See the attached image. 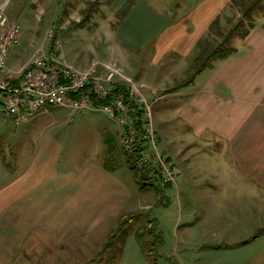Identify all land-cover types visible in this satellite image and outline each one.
Listing matches in <instances>:
<instances>
[{
  "label": "rangeland",
  "instance_id": "374dc122",
  "mask_svg": "<svg viewBox=\"0 0 264 264\" xmlns=\"http://www.w3.org/2000/svg\"><path fill=\"white\" fill-rule=\"evenodd\" d=\"M10 1L6 12L19 20L22 29L21 43L11 49L7 59L11 69L20 68L36 50L49 45V34L56 27V19L60 18L59 42L65 64L78 70L95 67L100 74L105 72L107 65L114 66L121 73L116 80L134 88L137 96L150 104L157 135L161 132L164 135V130L174 137L181 135L180 128L166 126L164 122L165 115L176 107V102L171 97L163 99L157 94L155 97L151 89H158L156 92L160 94L162 89L185 78L180 71L188 68V64L181 61L180 70L167 73L169 61L166 59L160 65L151 61L144 63L152 57L156 35L164 28L162 17L173 10L170 5L175 0H27L20 5L17 2L22 0ZM242 9L229 5L224 11L221 17L224 33L242 17ZM85 15H89V22L79 24ZM209 40L211 45H217L221 36L213 31ZM121 55L137 59L135 64L140 76L145 74L142 79L129 74L134 71L120 64ZM196 84H199L198 78ZM122 131L117 118L93 104L76 111L68 106L52 105L47 110L29 113L18 122L0 114V165L4 168L19 165L22 158L15 156L20 151L26 157L53 140L60 147L59 168L69 167L76 161L79 164L89 160L103 162L106 132L114 134L122 145ZM162 142L159 143L161 151L165 146ZM196 144L204 147L202 142ZM195 150L197 154L192 158L188 175L179 168L181 174L177 175L175 183L162 184L161 189L140 190L132 171L123 165L125 176L136 186L135 199L140 198L146 207L141 214L127 215L122 222L114 223V232H109V237L107 233L101 234L100 228L96 229L87 244L79 243L77 263L152 264V258L134 235V232L145 231V240L148 246H154L153 257L158 264H264V193L218 184L216 197H213V188L190 187L183 179L190 177L192 184L211 181V185L222 179L213 178L209 170L225 174L223 164L213 158L211 148L204 152L199 148ZM232 181H235L233 176ZM237 181L243 182L240 178ZM198 194L205 197L198 198ZM150 227H153L151 233L148 232ZM254 233H261L258 241L235 247V241L247 239Z\"/></svg>",
  "mask_w": 264,
  "mask_h": 264
},
{
  "label": "crops",
  "instance_id": "0c3cea01",
  "mask_svg": "<svg viewBox=\"0 0 264 264\" xmlns=\"http://www.w3.org/2000/svg\"><path fill=\"white\" fill-rule=\"evenodd\" d=\"M230 3L231 0H175L170 5L173 10L162 17L165 24L156 35L152 57L144 60L157 65L168 60L167 73L180 70L181 61L188 64L180 71L185 78L162 89L160 94L158 89H151L155 97H171L176 102L164 122L181 131V135L174 137L164 130L158 139L160 144L163 141L162 151L170 158L177 175L181 169L187 174L192 167L195 149H212L213 158L223 164L225 174L219 175L214 169L209 174L213 178L219 176L223 183L192 184L190 177L183 181L192 188H213V197L218 184L264 193V9L248 35L236 40L234 54L204 69L191 83L167 90L189 77L191 55L198 41ZM121 56L120 64L134 71L129 74L142 79L145 74L140 76L137 59ZM197 141L204 147H198ZM15 157L22 158L21 164L6 168L0 165V264H78L80 242L87 244L99 228L101 234L110 236L114 223L146 207L140 198L135 199L136 186L125 176L123 165L110 170L103 159L85 164L76 161L59 168L60 147L55 140L26 157L22 151ZM238 178L243 182H238ZM204 197L198 194V198ZM255 235L235 241V247L255 243L260 238L254 239ZM245 240L249 242L241 244Z\"/></svg>",
  "mask_w": 264,
  "mask_h": 264
},
{
  "label": "built area",
  "instance_id": "2783aa9c",
  "mask_svg": "<svg viewBox=\"0 0 264 264\" xmlns=\"http://www.w3.org/2000/svg\"><path fill=\"white\" fill-rule=\"evenodd\" d=\"M9 3L10 0H3L0 4V114L18 122L29 113L47 110L52 105L68 106L76 111L93 104L90 94L104 97L111 92L118 82L117 77L121 76L117 68L107 65L104 73L96 74L95 67L78 70L68 66L62 61L59 39L54 49H50L54 30L49 34L50 41L46 48L36 50L32 58L20 68L11 69L7 59L11 49L21 43L22 29L19 20L6 12ZM130 93L146 108L143 116L146 138L144 159L156 167L165 182L174 183L177 172L168 156L159 148L150 104L142 101L134 88H130ZM99 108L109 112L122 125L120 137L123 144L132 143L135 136L131 128L130 105L125 99L117 98Z\"/></svg>",
  "mask_w": 264,
  "mask_h": 264
},
{
  "label": "trees",
  "instance_id": "16d2710c",
  "mask_svg": "<svg viewBox=\"0 0 264 264\" xmlns=\"http://www.w3.org/2000/svg\"><path fill=\"white\" fill-rule=\"evenodd\" d=\"M264 0H231L230 5L235 7L239 6L242 9V17L232 26L230 25L227 33H224L221 26V16H218L211 24L209 31L203 36L196 45L195 53L191 59L190 75L189 77L178 83L175 87L168 89L167 91H174L184 84L191 83L195 76L202 72L204 69L214 65L216 61L226 59L230 55L234 54L237 50L236 40L245 38L251 29L255 26L256 17L263 12ZM55 21L56 27L54 29V36L51 38L50 49H54L56 41L59 39L60 31L58 29L59 20ZM230 20V18H228ZM231 21V20H230ZM89 22V15H85L83 20L79 24H85ZM246 27V28H245ZM213 31L221 36V40L217 42V45H211L209 37ZM92 103L96 107H101L103 104L114 101L117 98L123 97L125 101L130 105V116L132 120V129L134 130V141L130 144L120 145L117 142V138L114 134H107L104 139L105 146V158L104 165L110 170L117 169L121 165H125L129 170L132 171L136 183L141 190H152L154 188L162 187V184L172 185L173 183L165 182L162 176L157 171L156 167L144 159L143 151L146 147V138L144 136V122L143 116L145 113V106L140 104L135 97H132L130 88L123 82H116L111 92L102 97L95 93L90 94ZM131 129H128V131ZM169 158V157H168ZM169 162H172L169 158ZM173 166V165H172ZM141 214V213H140ZM123 221V220H122ZM149 223L150 220L147 219ZM148 230L151 233V229ZM264 232V230H263ZM148 233V234H149ZM127 236V233H125ZM261 233L256 234L253 238L256 239ZM145 231L136 232V239L143 245L147 250L148 255L152 258V264H158L154 259V246L147 245ZM249 242L248 240L243 241L241 244ZM123 249H121L120 254ZM119 254V255H120ZM109 262L108 264H110Z\"/></svg>",
  "mask_w": 264,
  "mask_h": 264
}]
</instances>
